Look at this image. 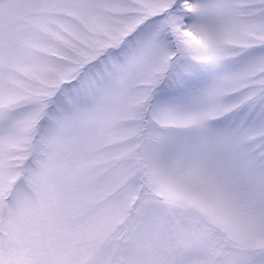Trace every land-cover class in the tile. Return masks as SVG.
Wrapping results in <instances>:
<instances>
[{
	"label": "snow or ice",
	"instance_id": "6c2138e0",
	"mask_svg": "<svg viewBox=\"0 0 264 264\" xmlns=\"http://www.w3.org/2000/svg\"><path fill=\"white\" fill-rule=\"evenodd\" d=\"M0 264H264V0H0Z\"/></svg>",
	"mask_w": 264,
	"mask_h": 264
}]
</instances>
